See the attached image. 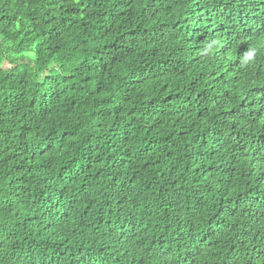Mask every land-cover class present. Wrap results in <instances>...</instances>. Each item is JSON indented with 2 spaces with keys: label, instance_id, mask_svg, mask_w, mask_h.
<instances>
[{
  "label": "trees",
  "instance_id": "1",
  "mask_svg": "<svg viewBox=\"0 0 264 264\" xmlns=\"http://www.w3.org/2000/svg\"><path fill=\"white\" fill-rule=\"evenodd\" d=\"M0 61V264H264V0H0Z\"/></svg>",
  "mask_w": 264,
  "mask_h": 264
},
{
  "label": "clouds",
  "instance_id": "2",
  "mask_svg": "<svg viewBox=\"0 0 264 264\" xmlns=\"http://www.w3.org/2000/svg\"><path fill=\"white\" fill-rule=\"evenodd\" d=\"M255 57V51L254 50H250L247 53L244 54L243 58H242V64L243 65H248L250 61H252Z\"/></svg>",
  "mask_w": 264,
  "mask_h": 264
},
{
  "label": "rangeland",
  "instance_id": "3",
  "mask_svg": "<svg viewBox=\"0 0 264 264\" xmlns=\"http://www.w3.org/2000/svg\"><path fill=\"white\" fill-rule=\"evenodd\" d=\"M28 57H32L31 54L28 55ZM29 63V61H27ZM6 69V65L3 61H0V70Z\"/></svg>",
  "mask_w": 264,
  "mask_h": 264
}]
</instances>
